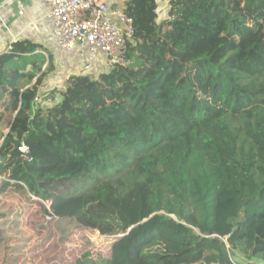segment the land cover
Instances as JSON below:
<instances>
[{
  "label": "trees",
  "instance_id": "trees-1",
  "mask_svg": "<svg viewBox=\"0 0 264 264\" xmlns=\"http://www.w3.org/2000/svg\"><path fill=\"white\" fill-rule=\"evenodd\" d=\"M158 7L127 0L129 64L69 74L51 107L35 108L54 69L37 77L40 45L0 56V193L109 238L74 264H235L240 246L264 260V0Z\"/></svg>",
  "mask_w": 264,
  "mask_h": 264
},
{
  "label": "rangeland",
  "instance_id": "rangeland-1",
  "mask_svg": "<svg viewBox=\"0 0 264 264\" xmlns=\"http://www.w3.org/2000/svg\"><path fill=\"white\" fill-rule=\"evenodd\" d=\"M161 12L160 21L165 17ZM56 56L54 70L45 77L40 88L35 108L51 107L61 101L58 92L64 89L69 73L79 69H65L66 53H53ZM39 60L42 69L37 77L46 69L47 56ZM22 60H17L16 63ZM100 61L95 62L93 70H98ZM36 77V78H37ZM36 78L27 87L34 84ZM57 97V98H56ZM12 114L6 115L0 123V146L9 133ZM5 177L0 176V186ZM30 192L19 193L7 191L0 193V263L8 264H74L76 257L85 251L105 254L110 247L109 238L98 231L83 228L74 221L56 219L45 221L47 211L39 199ZM40 198V197H39ZM232 258L241 264L250 262L263 263L264 260L252 258L245 248L240 246L233 252Z\"/></svg>",
  "mask_w": 264,
  "mask_h": 264
},
{
  "label": "built area",
  "instance_id": "built-area-1",
  "mask_svg": "<svg viewBox=\"0 0 264 264\" xmlns=\"http://www.w3.org/2000/svg\"><path fill=\"white\" fill-rule=\"evenodd\" d=\"M48 7V16L53 22L52 32L64 52L80 50L86 54L83 71H95V62L105 59L107 70L116 65L129 62L123 56L127 39L134 36V20L126 12L127 0H42ZM159 3L157 13L168 9L170 0H156ZM20 3V2H19ZM164 12V13H165ZM11 43L7 52L12 49ZM39 98H36V101ZM23 152L28 147H21ZM47 211L45 221L59 219L52 209V203L37 196ZM236 262V261H235ZM235 264H241L236 262ZM247 264H263L250 262Z\"/></svg>",
  "mask_w": 264,
  "mask_h": 264
},
{
  "label": "crops",
  "instance_id": "crops-1",
  "mask_svg": "<svg viewBox=\"0 0 264 264\" xmlns=\"http://www.w3.org/2000/svg\"><path fill=\"white\" fill-rule=\"evenodd\" d=\"M48 13L49 9L42 0H0V56L8 51L11 43L28 40L40 45L34 54L39 59L43 57L42 54L47 56L46 66L52 58L55 68L57 61L54 52L59 56L66 53L65 69H79L71 73L81 72L86 63V54L80 50L64 52L60 49ZM97 67L96 73L107 71V61L102 59Z\"/></svg>",
  "mask_w": 264,
  "mask_h": 264
},
{
  "label": "water",
  "instance_id": "water-1",
  "mask_svg": "<svg viewBox=\"0 0 264 264\" xmlns=\"http://www.w3.org/2000/svg\"><path fill=\"white\" fill-rule=\"evenodd\" d=\"M26 154L28 155V157L31 159L32 158V155H31V152L29 150L26 151Z\"/></svg>",
  "mask_w": 264,
  "mask_h": 264
}]
</instances>
